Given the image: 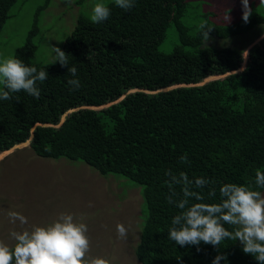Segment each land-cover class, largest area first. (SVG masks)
Listing matches in <instances>:
<instances>
[{"label": "trees", "instance_id": "1", "mask_svg": "<svg viewBox=\"0 0 264 264\" xmlns=\"http://www.w3.org/2000/svg\"><path fill=\"white\" fill-rule=\"evenodd\" d=\"M16 2L0 0V33ZM202 2L136 0L129 11L109 2L111 15L100 24L80 14L60 47L78 70V91H70L66 67L35 59L33 37L46 2L13 53L47 71L48 79L38 83L40 98L21 91L0 100V152L32 134L29 146L40 157L82 161L141 187L145 210L134 250L140 264H178V257L179 264H211L218 254L210 245L197 252L168 239L178 210L166 202L167 170L218 181L217 197L206 203L219 202L222 184L254 186L255 171H264V43L247 49L251 31L264 24V4H249L246 24L235 14L220 24ZM205 20L213 28L207 41L199 30ZM170 34L171 47L163 49ZM209 76L223 77L199 84ZM183 154L190 163L179 162ZM200 191L207 195L208 188ZM219 252L227 256L219 264H256L239 241H223Z\"/></svg>", "mask_w": 264, "mask_h": 264}, {"label": "rangeland", "instance_id": "2", "mask_svg": "<svg viewBox=\"0 0 264 264\" xmlns=\"http://www.w3.org/2000/svg\"><path fill=\"white\" fill-rule=\"evenodd\" d=\"M201 1V5L198 3L201 9L212 12L210 18L220 24H228L223 20L226 9H231L228 13L230 22L233 14L236 18L243 14L242 4L240 9L235 8L236 2L241 0ZM256 1L249 0V4ZM46 2L37 20L38 34L33 37V42L37 46L35 59L51 63L49 46L60 48L75 28L80 14L89 18L96 0H83L82 3L72 0L70 4L65 0H17L0 33V55H13L25 42L38 7ZM104 2L107 4L112 0ZM255 28L251 31L247 49L264 43V24ZM172 38L170 34L161 47L169 49ZM221 77L209 76L199 84ZM29 143L30 140L10 152H0V241L11 246L14 242L9 232L21 230L19 222L16 225L9 223L8 211L25 216L28 220L25 227L44 226L61 212L72 213L85 217L90 239L89 256L104 258L109 264H140L134 250L145 210L141 187L113 174L101 175L82 161L40 157ZM117 224L127 229L126 239L118 238Z\"/></svg>", "mask_w": 264, "mask_h": 264}, {"label": "clouds", "instance_id": "3", "mask_svg": "<svg viewBox=\"0 0 264 264\" xmlns=\"http://www.w3.org/2000/svg\"><path fill=\"white\" fill-rule=\"evenodd\" d=\"M71 2L72 0H65V3ZM112 3L119 9L129 11L135 7L136 0H112ZM241 4V18L246 24L252 9L249 7V0H241ZM260 4H264V0H260ZM230 11L231 9H226L223 14L225 23L231 21L228 15ZM110 15L111 9L104 0H96L89 19L93 24H100ZM199 30L207 41L213 28L208 27L205 20L200 22ZM48 54L50 65L59 63L73 77L67 81L70 91H78L82 85L77 76V68L69 67L70 55L54 46H49ZM248 55L249 52L245 50L241 54L242 59L246 60ZM245 70L243 67L239 69L240 72ZM47 79L46 70L27 66L22 60L15 58L14 54L0 55V100L11 101L13 94L21 91L39 99L41 93L38 83ZM31 137L32 134L28 140ZM179 162L190 163L187 154L181 155ZM165 176L167 179L164 183L168 189L166 202L178 210L168 229L169 240L181 248L194 246L197 252L200 251L201 244L212 246L218 254L211 264L227 260V256L219 252L223 241H239L245 255L252 256L256 264H264V191L255 190L264 189V171H255L254 186L222 184L218 188L219 202L213 203L204 201L217 197L218 181L203 176L190 179L187 173L174 174L170 169L165 172ZM205 188H208L207 195L200 191ZM6 216L12 225L19 222L21 230L9 232L14 242L11 246L0 241V264H109L104 258L89 256L90 239L83 215L61 212L47 225L29 227H25L28 225L27 218L16 211H8ZM224 225H229L232 230L226 229ZM116 232L119 239L127 238L124 225L117 224ZM177 261L179 264L181 257Z\"/></svg>", "mask_w": 264, "mask_h": 264}]
</instances>
